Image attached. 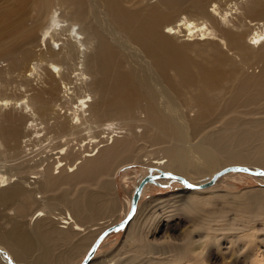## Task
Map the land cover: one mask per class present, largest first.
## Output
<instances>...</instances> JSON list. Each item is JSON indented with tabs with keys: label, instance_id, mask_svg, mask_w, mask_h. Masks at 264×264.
I'll use <instances>...</instances> for the list:
<instances>
[{
	"label": "bare ground",
	"instance_id": "bare-ground-1",
	"mask_svg": "<svg viewBox=\"0 0 264 264\" xmlns=\"http://www.w3.org/2000/svg\"><path fill=\"white\" fill-rule=\"evenodd\" d=\"M11 3L0 14V58L8 62L0 81L15 74L21 96L0 97V264H72L85 255L117 225L101 228L117 212L116 172L149 150L134 153L139 141L163 155L143 158L155 167L149 176L161 170L191 183L189 174L229 166L264 169V118H246L264 108V0ZM9 107L15 115H3ZM237 173L183 190L188 204H215L220 179ZM172 183L142 187L123 228L130 243L145 246L137 226L148 188ZM262 198L251 199L257 215ZM254 216L242 236L258 232L257 223L264 231V217ZM204 224L199 231L211 229ZM234 229L230 221L224 232ZM103 240L87 264H107L98 254ZM163 255L158 264H198L194 253Z\"/></svg>",
	"mask_w": 264,
	"mask_h": 264
},
{
	"label": "rangeland",
	"instance_id": "rangeland-1",
	"mask_svg": "<svg viewBox=\"0 0 264 264\" xmlns=\"http://www.w3.org/2000/svg\"><path fill=\"white\" fill-rule=\"evenodd\" d=\"M11 2L12 0H6L0 3V14L6 9V4H12ZM33 13L32 11L31 14ZM224 51L227 52V50ZM189 53L192 58L199 60L197 53L193 50ZM206 59L207 57L204 60ZM7 64L5 59L0 58V68ZM17 84L15 74L10 75L8 81L0 87V97L11 100L20 97L21 93L17 91ZM3 112V115H11V113L15 115L10 107ZM246 118H264V108ZM151 146L144 141H139L134 146V153L140 151V147H148L149 150L143 153L139 162H131L116 172L114 182L117 212L113 217L103 220L101 228L109 225V222L118 224L128 215L137 183L155 172V167L150 162H142L143 158L150 160L152 156H163L158 152L159 150L156 151ZM212 176L213 174L210 173L189 174L187 179L193 184H198L209 181ZM259 178L261 177L237 173V175L220 179L217 186L221 192V199L208 206L202 203L188 204L191 197L183 193V190L184 192H190V190L185 189L181 183L176 182L165 187L151 185L139 202L143 210L140 215L142 223L138 224L137 228L144 231L145 246L130 243L128 241L130 236H126V229H121L111 233L102 241L99 246L101 251L98 254L100 258L106 259L107 264L109 262L110 264H158L155 260L160 253L163 255L162 252L166 260L171 257L172 261L176 258H187V255L194 253L198 264H264L263 226L257 223L255 229L258 232L245 231L243 236L240 234L242 229L249 226L248 216L255 214L254 221L264 217V211L257 215L251 208L254 204L251 199L264 196V193L259 191L264 190V180ZM3 220L6 222L5 219ZM230 221L234 222L235 229L224 232ZM200 223H207L203 227L211 226V229L199 231ZM253 234H255V240L244 239L245 236L251 237ZM0 249L2 250V247ZM201 251L205 252L203 260L198 258ZM166 252L170 257L165 255ZM87 253L72 264H80ZM1 257L5 262L7 258L4 255Z\"/></svg>",
	"mask_w": 264,
	"mask_h": 264
},
{
	"label": "water",
	"instance_id": "water-1",
	"mask_svg": "<svg viewBox=\"0 0 264 264\" xmlns=\"http://www.w3.org/2000/svg\"><path fill=\"white\" fill-rule=\"evenodd\" d=\"M231 171H238V172H242V173H246L250 176H264V170L261 169H257V170H251L248 169L244 166H229L226 167L220 171H218L217 173H215L213 175V177L211 178V180H209L208 182L202 184V185H195V184H191L189 183L185 178L171 174V173H167L164 171L159 170L158 171V175L157 176H146L142 179V181L140 182V184L137 186V188L135 189L132 199H131V209L128 213V215L117 225L111 226L107 229H105L104 231H102L100 233V235L96 238L95 242L93 243L92 247L90 248V250L88 251L87 255L84 257L83 261L80 264H87L92 256L93 253L95 252V250L97 249V246L99 245V243L101 242V240H103V238L113 232V231H119L121 229L124 228V226L128 223V221L133 217V215L135 214L136 208H137V201L139 199L140 196V192L142 190V187L147 184V183H152L155 179L157 178H170L172 180H174L175 182L181 183L183 185V187L185 189H189V190H199V189H203L206 188L208 186H210L211 184L214 183V181H216L219 177H221L222 175H224L225 173L231 172ZM19 264H28V263H19Z\"/></svg>",
	"mask_w": 264,
	"mask_h": 264
}]
</instances>
